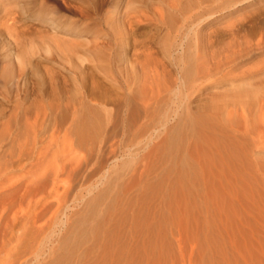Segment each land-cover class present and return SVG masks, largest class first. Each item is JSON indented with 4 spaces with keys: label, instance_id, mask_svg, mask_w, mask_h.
Listing matches in <instances>:
<instances>
[{
    "label": "rangeland",
    "instance_id": "rangeland-1",
    "mask_svg": "<svg viewBox=\"0 0 264 264\" xmlns=\"http://www.w3.org/2000/svg\"><path fill=\"white\" fill-rule=\"evenodd\" d=\"M28 107L43 157L0 184H46L0 197V264H264V0H0V138Z\"/></svg>",
    "mask_w": 264,
    "mask_h": 264
},
{
    "label": "bare ground",
    "instance_id": "bare-ground-1",
    "mask_svg": "<svg viewBox=\"0 0 264 264\" xmlns=\"http://www.w3.org/2000/svg\"><path fill=\"white\" fill-rule=\"evenodd\" d=\"M248 83V82H247ZM246 84V83H245ZM243 85L244 84H242L241 86H238V85H234V88H236L237 90H239V92H242V90L244 89L243 88ZM248 85H249V83H248ZM247 85V86H248ZM246 86V85H245ZM114 88V87H113ZM262 88V87H261ZM97 89V88H96ZM226 89H227V87H226ZM133 91V90H132ZM262 91V90H261ZM93 92V91H92ZM109 93V92H108ZM131 93V92H130ZM243 93V92H242ZM93 94H95V91L93 92ZM92 94V95H93ZM106 94V93H105ZM110 94L111 95H113V93H111V91H110ZM138 94V93H137ZM142 95L143 94H145L144 92H142L141 93ZM240 94V93H239ZM244 94V93H243ZM131 95V94H130ZM129 95V96H130ZM141 95V96H142ZM131 96H133V95H131ZM134 96H135V94H134ZM145 96V95H144ZM143 96V97H144ZM252 97H254V96H252ZM118 98V97H117ZM127 98V97H126ZM132 98V97H131ZM130 98V99H131ZM134 98V97H133ZM137 98V97H136ZM220 98V97H219ZM249 98V97H248ZM258 98V97H257ZM129 99V98H128ZM129 99V100H130ZM124 100V99H123ZM140 100H141V98H140ZM251 100H253V99H251ZM132 102H134V101H132ZM131 102V103H132ZM125 103H126V101H125ZM83 104V103H82ZM84 104H86V106H81L82 107V110H83V113L82 112H80L81 111V109H79L78 110V112H80V113H78V114H81V115H78L77 114V111H75V113H74V115H72V117H73V119H74V117H76V115H78L75 119H74V121H72L73 123H71L72 125H71V127H70V130L68 129V128H65L66 130H68L67 132H70L71 133V135H74L75 136V138L76 139H78V138H80V139H82L83 140V138H84V140L88 137L87 135H89L90 136V133H91V135H95L94 134V132H96V135L97 134H100V132L99 133H97L98 131H96V129L98 130L99 129V127H101V125L103 124V123H101L98 119H97V117H96V110L95 109H92V108H89V106H88V104L87 103H84ZM146 104V103H145ZM150 104V103H149ZM222 104V103H221ZM252 104V103H251ZM34 105V104H33ZM32 105V106H33ZM73 105V104H72ZM78 105V103H76V104H74V107H76ZM126 105V104H125ZM133 104H131V106H132ZM140 105V104H139ZM144 105V104H143ZM31 106V105H30ZM88 106V107H87ZM130 106V107H131ZM136 106H137V104H136ZM136 106L134 107L135 109H136ZM50 107H52V108H49V110L50 109H52L51 111H53L57 106H55V105H50ZM73 106H69V113L71 112V113H73L74 111L73 110H76V108H74ZM80 107V108H81ZM140 107V106H139ZM58 108V107H57ZM70 108H74V109H72V110H70ZM79 108V107H78ZM133 108V107H132ZM207 108V107H206ZM18 109H20V108H18ZM129 109V108H128ZM31 110H33V109H31L30 107H28V108H26L25 109V113H27V115L26 116H22L21 115V117H25L24 118V121H23V119L22 118H19V117H17V115L15 116V115H13V116H15V120H16V118H18L16 121L17 122H15L14 124H16V123H18V129H16V130H14V135L12 136V135H10V133L8 134V135H10V137H8V138H6V137H2V138H0V141H4V142H6V141H10V143L7 145V146H5V148L6 147H9V149H8V153H9V155H6L5 153H3L2 155H1V148H0V173H2V174H4L5 172H7L8 173V175H10V172H8V171H11L12 169H14L15 168V166L17 167V165L18 166H21V164H22V162H23V160L24 161H32V159H34L35 157H37L38 158V160H41L42 159V155L41 154H38V153H40L41 152V149H40V152H38L37 150H38V144L40 143L39 141H38V136H37V133L35 132V130H32V128H34L35 127V122H36V120H34V119H32L33 117H31V119H32V122L30 121V115H28L29 114V112H33V111H31ZM41 111H39L40 113L42 112V108L40 109ZM58 110V109H57ZM57 110L55 109L54 110V112H57ZM60 110H62L63 112H65L62 108L60 109ZM132 110V109H131ZM237 110V109H236ZM59 111V110H58ZM130 111V110H129ZM46 111L43 109V114L45 113ZM50 112V111H49ZM53 112V114L55 115V113ZM63 112H61L60 111V113L62 114ZM67 112V111H66ZM66 112H65V114H63L62 116H61V114H59V112H57L58 113V118H56L58 121H60V123H63V122H65L64 121V119H65V115H67L66 114ZM202 112V111H201ZM206 112V111H205ZM235 112V111H234ZM233 112V113H234ZM24 113V112H23ZM47 113V112H46ZM51 113V112H50ZM135 113V112H134ZM139 113V112H138ZM251 113V112H250ZM19 114V113H18ZM31 114V113H30ZM76 114V115H75ZM83 114V115H82ZM199 114V113H198ZM244 114V113H243ZM257 114V113H256ZM25 115V114H24ZM46 115V114H45ZM51 116H52V114H50ZM69 115V114H68ZM232 115V114H231ZM12 116V117H13ZM47 117H48V115H46ZM46 116H44V117H46ZM221 116H223V115H221ZM234 116V115H233ZM232 116V117H233ZM258 116V115H257ZM37 117V116H36ZM43 117V116H42ZM42 117H41V119H42ZM57 117V116H56ZM198 117V116H197ZM196 117V118H197ZM229 117V116H228ZM231 117V116H230ZM240 117V116H239ZM11 118V117H10ZM52 118H53V116H52ZM55 118V117H54ZM53 118V119H54ZM195 117H194V119H196ZM221 118V117H220ZM224 118V117H223ZM227 118V117H226ZM249 118V117H248ZM37 119H38V117H37ZM45 118H43V120H44ZM47 119V118H46ZM52 119V120H53ZM68 119V118H67ZM72 119V120H73ZM100 119V118H99ZM193 119V120H194ZM207 119L208 118H206V121H207ZM214 119V118H213ZM213 119H211V120H213ZM230 119V118H229ZM231 119H233V118H231ZM244 119V118H243ZM252 119H253V117H252ZM192 119L189 121L191 124V127H190V131L192 132V136H194L195 137V139H194V141L192 142V147H193V149H192V153L194 154V156H193V154H192V157L191 158H194L193 160L195 161V160H198L197 159V157H199V160L201 159V158H203L204 157V151L201 149V147H200V142L202 141V138H201V133H200V131L199 130H203L204 129V125H202L203 126V129H199V128H201V127H199V123H200V121L199 120H194L193 121ZM220 120V119H219ZM221 120H222V118H221ZM239 119H237V121H238ZM241 120V119H240ZM245 120V119H244ZM255 120H257V119H255ZM33 121H34V123H33ZM38 121V120H37ZM53 121H56V120H53ZM67 121V123H68V121H70V120H66ZM192 121V122H191ZM230 121V120H229ZM228 121V122H229ZM11 122V121H10ZM205 122V121H204ZM209 122L210 121H207V124H209ZM234 121L232 120V123H233ZM239 122V121H238ZM256 122V121H255ZM34 125H33V124ZM66 123V124H67ZM70 123V122H69ZM99 123H101V125L99 124ZM206 123V122H205ZM230 123V122H229ZM228 123V124H229ZM43 124V123H42ZM225 124V123H224ZM100 125V126H99ZM211 125H213V124H211ZM215 125V124H214ZM220 125V124H219ZM226 125V124H225ZM230 125V124H229ZM17 126V125H16ZM210 126V125H209ZM217 126V124L215 125V127ZM221 126V125H220ZM227 126V125H226ZM230 126H232V124L230 125ZM230 126H227V127H230ZM56 127H57V125H56ZM212 128H213V126H211ZM57 128H59V126L57 127ZM62 128V127H61ZM60 128V129H61ZM205 128H207V126L205 127ZM231 128V127H230ZM238 128V127H237ZM7 129V128H6ZM62 129H64V127L62 128ZM61 129V130H62ZM210 129V128H209ZM239 129V128H238ZM237 129V130H238ZM4 130V129H3ZM66 130H64L65 132H66ZM95 130V131H94ZM101 129H99V131H100ZM220 130V129H219ZM231 130H233V129H231ZM94 131V132H93ZM209 131V130H208ZM239 131V132H238ZM237 132H238V135H237V137H239V138H241V139H243L244 141V143H246L247 144V146L248 147H253L252 145H253V143L255 142V138L256 137H260L259 135H261L262 134V130H261V128L259 127V126H257V124L256 123H254V122H251V124H247L246 125V127L244 126V128L243 129H240V130H238ZM4 132V131H3ZM92 132H93V134H92ZM101 132H103V130L101 131ZM203 132V131H202ZM225 132H226V130H225ZM231 132V131H230ZM234 132V131H233ZM233 132H231L232 134H233ZM6 133V132H5ZM5 133H3V134H5ZM59 133H62V131L61 132H59ZM264 133V132H263ZM52 134V133H51ZM66 134V133H65ZM185 134V133H184ZM203 134V133H202ZM230 134V133H229ZM231 134V135H232ZM33 135H34V137H33ZM41 135V134H40ZM56 135H58V134H56ZM54 136V137H56L57 139H58V137L60 136V135H58V137L57 136ZM67 135V134H66ZM181 135V134H180ZM42 136V135H41ZM53 136V135H52ZM65 136V135H64ZM70 136V135H69ZM179 136V135H178ZM206 136V135H205ZM235 136V135H234ZM256 136V137H255ZM46 137V136H45ZM202 137H204L203 135H202ZM227 137V136H226ZM237 137H236V139H237ZM41 138V137H40ZM44 138V137H43ZM47 138V137H46ZM89 138V137H88ZM87 138V139H88ZM94 138V137H93ZM214 138V137H213ZM216 138V137H215ZM232 138V137H231ZM235 138V137H234ZM247 138V141L245 140ZM51 139H53V138H51ZM79 139V140H80ZM250 139V140H249ZM41 140H43V139H41ZM84 140H83V142H84ZM208 140V139H207ZM258 140V139H257ZM260 140V142L262 141V143H263V140H262V138L261 139H259ZM49 141V140H48ZM48 141H46L45 142V144L47 145H49V146H52V143H51V145H50V142L52 141H50L49 143H47ZM212 141V140H211ZM42 142V141H41ZM54 142L56 143V141H55V139H54ZM216 142V141H215ZM238 143H239V141H237ZM241 142V141H240ZM73 143V142H72ZM177 143V142H176ZM44 144V143H43ZM75 144H76V142H75ZM74 144V145H75ZM81 145H82V142L80 143ZM215 144V143H214ZM242 144V143H241ZM257 144V143H256ZM73 145V144H72ZM71 145V146H72ZM250 145V146H249ZM54 146H55V144H54ZM76 146V145H75ZM79 146V145H78ZM228 146H229V144H228ZM230 146H231V144H230ZM68 147V146H67ZM242 147H243V145H242ZM4 148V147H3ZM20 148H22L23 150H22V152L19 154V155H17L16 154V152L20 149ZM45 148V147H44ZM75 148V147H74ZM228 148V147H227ZM233 148V147H232ZM42 149H43V147H42ZM73 149V148H72ZM230 150H231V148H229ZM17 150V151H16ZM48 150V149H47ZM74 150V149H73ZM223 150V149H222ZM241 150H245V147L243 148V149H241ZM234 151H236V150H234ZM233 151V152H234ZM231 152V151H230ZM232 152V153H233ZM241 152V151H240ZM246 152H248V155L247 156H251V151L249 152V150H247ZM41 153H43V151L41 152ZM74 153V152H73ZM231 153V154H232ZM244 153V152H243ZM229 154V153H228ZM242 154V153H241ZM254 154V153H253ZM44 155V154H43ZM71 155V154H70ZM74 155V154H73ZM71 156V157H73V158H75L74 156ZM183 155V154H182ZM234 155V154H233ZM239 155V154H238ZM243 155V154H242ZM246 155V154H245ZM216 156V155H215ZM41 157V158H40ZM234 157V156H233ZM241 157V156H240ZM37 158H36V160H37ZM40 158V159H39ZM70 159V158H69ZM76 159V158H75ZM226 159V158H225ZM230 159H231V157H230ZM237 159V158H236ZM242 160H244L243 158H241ZM35 160V159H34ZM71 160V162H73V161H75V160H72V159H70ZM194 161H192V162H194ZM226 161V160H225ZM228 161V160H227ZM236 161H238V159L236 160ZM222 162V161H221ZM263 162V161H262ZM195 163V162H194ZM193 163V164H194ZM198 162H196L195 164H197ZM200 163V162H199ZM198 163V164H199ZM228 163H229V161H228ZM16 164V165H15ZM26 164V163H25ZM28 164V163H27ZM182 164V163H181ZM195 164H194V166H195ZM197 164V165H198ZM15 165V166H14ZM196 165V166H197ZM195 166V167H196ZM252 166V165H251ZM263 166V165H262ZM191 167V166H190ZM198 167V166H197ZM72 168V167H71ZM195 169V168H194ZM194 169H192V170H194ZM219 169V168H218ZM13 171V170H12ZM12 173V172H11ZM14 173V172H13ZM33 173V172H32ZM40 175H38V176H35V177H32L31 179H27V180H24V181H18L19 183H14V184H12L13 183V181L11 182V184H10V178H9V184L7 183V182H5L4 184H0V193H1V195H0V197H5V196H2V195H6V196H8L7 194H12V193H16L17 191H19V190H22V189H24V192L25 193H30L31 191L33 192L34 190H40L41 189V185H43L45 182H46V173L45 174H43L42 176H41V173H39ZM193 174V173H192ZM8 175H7V177H8ZM196 175V174H195ZM10 177H12V176H10ZM191 177V176H190ZM6 180H7V178H5ZM13 179V178H12ZM3 181V180H2ZM8 181V180H7ZM253 183V182H252ZM46 184V183H45ZM43 188V187H42ZM180 191V190H179ZM219 194V193H218ZM25 195V194H24ZM248 197V196H247ZM191 207V206H190ZM189 207V208H190ZM218 216V215H217ZM191 218V217H190ZM100 220V219H99ZM98 220V221H99ZM88 221V220H87ZM102 221V220H101ZM89 222V221H88ZM123 223V222H122ZM88 224V223H87ZM156 224V223H155ZM97 225V224H96ZM95 225H93V226H86V227H90V229H92L93 227H94ZM86 227H85V231H86ZM81 229V228H80ZM93 230V229H92ZM146 230V229H145ZM94 231V230H93ZM254 233V232H253ZM86 234H88V233H86ZM85 234V236H88V235H86ZM150 236V235H149ZM77 237V236H76ZM75 238V237H74ZM82 239H83V237H82ZM77 240V239H76ZM209 241V240H208ZM73 242H75V241H73ZM78 242V241H77ZM80 242V241H79ZM141 242V241H140ZM218 242V241H217ZM67 244V243H66ZM69 244V243H68ZM75 244H76V242H75ZM70 245V244H69ZM115 245V244H114ZM113 245V246H114ZM146 245V244H145ZM66 247H67V245H66ZM69 247V246H68ZM75 247V246H74ZM72 249V248H71ZM217 249V248H216ZM141 252V251H140ZM107 254V253H106ZM140 256V255H139ZM144 256V255H143ZM141 257V256H140Z\"/></svg>",
    "mask_w": 264,
    "mask_h": 264
}]
</instances>
